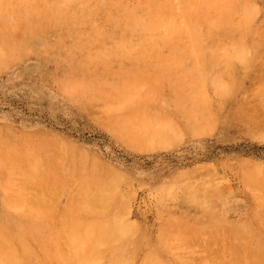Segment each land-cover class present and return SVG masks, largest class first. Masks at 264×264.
<instances>
[{
	"label": "rangeland",
	"instance_id": "obj_1",
	"mask_svg": "<svg viewBox=\"0 0 264 264\" xmlns=\"http://www.w3.org/2000/svg\"><path fill=\"white\" fill-rule=\"evenodd\" d=\"M1 1L2 0H0V2ZM8 1L9 0H4L0 3V55L3 56L2 54L5 53L4 57L6 58H1L0 56V58L2 59V63L4 64L3 65L0 61V63L3 65L2 66L0 64V139H2L1 142L4 140L3 143H0V150L3 151V149L8 146V149L6 148V150L9 152V156L11 155L10 157H12V155L13 157H15L14 155L17 154L15 151H20L21 155L22 153H26L27 156L24 155V158H26L25 161L23 160V156L20 155V158V156L18 157V155H16V158H13V162L14 164L15 162L16 164L25 162L28 169L31 168V165L34 164L33 161L35 158V160H37L44 155V157L40 159L41 161H37V166H33V169H31L33 171L36 170L38 173V170L42 168L39 171L42 170V172L45 173L44 175L47 176L46 178L48 180L50 179V182L48 183L47 179L46 182L44 181L45 178L43 176V173L41 172V175L43 176V179L42 176L41 179L44 181L42 183H45L46 185L48 184L49 188L48 186L45 187L43 185H40L42 184L40 183L42 180L40 181V178H38L40 181L39 182L38 179L36 180V178L34 179L33 177L34 175L35 177H39L40 175L33 173V171L28 172L29 170L27 171L26 167L23 166V164H21L23 168H20L19 164L17 167H19L20 169H16L17 167L15 164L14 166L16 168L12 167L11 170L12 172H15L14 169H16V171L18 172H16L17 174L13 173L15 174L16 179L20 178V175L27 171V173L25 172L26 174H24V177L22 176L23 181L28 182L27 178L30 177V182L28 183H34V186L33 184L31 185L34 188L36 187L35 189L37 191L40 188L39 186H41V193L40 191H38L40 193L38 194L35 189H30L33 187L26 182L28 185L26 183L22 185L23 193L21 194L19 191H22V189H20L19 184L22 183H18V181L14 178V175L11 176L12 172H10L11 174L8 173L7 170H9V168L6 170V162L8 163L9 159L11 160V158H9V156L7 157V155H4L7 153L5 152L6 150L2 152V154H4L0 156L2 158L0 160L2 161L4 157L6 162L5 160H3L2 162L0 161L2 163V165L0 164V172L5 169L6 171L4 170L3 172H7L9 174L7 175L10 177L6 176V174L2 172L5 175V180H7L5 181L3 180V178V181H1L0 179V186L2 185L0 187V264L6 263V259V261H3L4 257L7 258V256H10L12 254L14 256L13 258H17V256H21L19 255L20 253L22 254L20 259L23 258L25 260L23 264H40L41 262V264H44V261L48 262L49 264H54L56 263L55 260L57 259L58 264H69L70 262H73L72 260L74 256L75 258L79 257L80 254L78 251L85 249L82 248V245L84 244L86 245V247L89 246L88 249H86L87 251L89 250V255L88 253H85L86 250H83V252L81 251L82 255L80 256V258H74L76 260L75 262L78 261V264H84L85 261V264H90V262L91 264H94V262L95 264H122L123 261L120 262V260L124 258V255L126 259L127 256H129L128 253L130 252L132 253L131 260L134 262H130V264H197V261L198 263L200 262L199 259H201V257L204 258V256H206V251H208L207 245H209L208 243H210V245L212 243L211 246H208L210 247V252L208 251L209 255L214 251L216 253H220H215V255L211 254L213 257L210 255V258L206 256L207 258L205 257L204 259H201V264H213L214 262L220 263L221 259L223 261V264H227L225 263L227 261L228 264H233L234 260L232 258L236 256V254L230 248V246L232 245H234L232 246V248L239 247V249L236 248L238 249L237 252L239 253V255L237 254L236 256L238 257V259L241 258L240 256H244H242V260L237 259L239 264H246L247 261L248 264H250L249 262L252 263V260L256 262L257 259L255 258H260V256H263L261 257V259L263 260L262 262L258 260L256 264H259V261L263 264L264 190H260L262 189V187L260 186L264 187V181H262L264 180V106L260 103H264L262 101L264 99V0H251V2L250 0H42L43 4L40 0H37V2L40 1L39 3H41V5L39 4L34 6L33 3V13L24 11L27 7L22 8L21 6H19V3L22 2V4H25L27 0L24 1L25 3L23 2V0H19L20 2L17 0L18 6L17 4H15L14 7L12 4L14 3L13 0H10L9 2ZM11 1L12 3L9 4ZM27 3L25 4V6L27 5ZM30 4L28 5L31 8L30 12H32L33 7L30 6ZM52 5H55L54 11H52ZM16 6L19 7V9L21 8L22 12H20L21 9L17 10L18 8H16ZM90 6L91 8L89 9L88 7ZM250 6H252L254 10ZM59 7L63 9L59 10ZM244 7L247 9H244ZM70 8L72 9V11ZM85 8H87L88 11ZM249 8L253 10H249L252 12L253 17L248 16L251 15L249 11H247ZM43 9L47 10L50 14L46 15L47 11H45L46 14L45 12L42 13L41 11ZM92 9L93 11H91ZM94 9L96 10L95 12ZM55 10L57 13L55 12ZM64 11H66V14L64 13ZM27 12L29 16L33 15V19H31V17L29 16H27L26 18ZM83 12H85L86 14H84ZM243 12H246L244 13L245 15H243ZM52 13L53 18L51 17ZM217 16L218 19L216 18ZM215 18L218 21L217 23L215 21ZM51 19L53 21H51ZM188 19L191 24L193 23L194 25H190V23H188ZM241 19H243L242 22L244 21L243 25L241 23ZM245 19L247 20V22L245 21ZM30 20H33V26L31 23L32 21ZM245 22L247 23V27L244 25L246 24ZM48 23L51 25L50 27ZM28 24L30 25L28 26ZM169 24L171 27L167 26ZM173 24L175 25L173 26ZM198 26L201 28V30ZM185 28L187 29L185 30ZM181 29L183 33L181 32ZM173 30L177 31L174 32ZM199 31H201V33ZM176 32L179 33L176 34ZM213 32H215L216 34ZM168 34H170V36ZM209 34L213 35L211 36ZM183 35H185V39L184 37H182ZM187 35H189L190 39L187 38ZM167 36H169L170 39ZM205 42L207 43L205 44ZM196 43L198 44L199 48L197 47ZM243 43L246 46L241 45ZM174 45L177 46L175 47ZM148 46L150 47V49ZM182 46L184 47V49ZM128 47L130 49L132 47V49L130 50ZM197 48L199 49V51ZM241 48H243V51L244 49L245 51H249H244V55H242L243 51L241 50ZM151 49L153 50L151 51ZM237 49L239 51L241 50V52H239ZM135 50L138 52H136ZM139 51L142 52V54ZM246 53H248V57L246 56ZM234 57H238V62L234 59L232 60V62L234 61V63L236 62V64L227 61ZM243 57H245V59ZM230 64H234V66H232V69L230 68ZM228 65L230 66L228 67ZM230 69L232 72L230 71ZM233 71L235 72L234 74ZM243 71L247 72L244 73ZM139 81L143 86L139 84ZM72 82L73 84L70 85ZM200 83H202V85ZM74 85L75 87L77 86L76 89ZM198 85H201L199 86L200 88H197ZM225 85L227 86V88L225 87ZM135 87L137 88V91L135 90ZM141 88H143L144 90H141ZM132 90L133 92H131ZM134 90L136 92H134ZM129 91L130 93L136 94H131L129 96ZM228 92H230L229 95ZM192 93H195L196 96L199 97L197 98L196 96H194L195 94L192 95ZM127 94L129 96V99L127 98ZM137 94L140 99L139 97H136ZM122 95H124L123 98H125V101L128 102H125V104L123 103V105H121V101L124 100L121 97ZM133 97L135 98L134 103L132 99ZM118 98L120 100H118ZM143 98H147L149 100L147 101L146 99L145 101L148 107H146V104H143ZM136 99H138V101ZM196 99L200 101L197 102ZM150 100H152L151 103ZM192 100L193 104H191ZM119 102L120 104H118ZM111 108L115 109L113 110V113H111L112 111H109L111 110ZM258 111L260 112V114ZM245 112L247 116L244 115ZM134 114L140 119H136L137 117ZM207 115L211 117V119L207 118ZM164 116L166 119L168 117L169 120H165ZM186 117L188 118L186 119ZM125 118L126 120L123 123V120ZM133 119H135L136 121H134ZM144 120L146 122L150 121V123H153L147 124ZM156 121L158 123H156ZM166 121L168 122L169 127H167ZM138 122L143 123L145 126H142ZM161 122H163L162 124H164V126L161 124ZM169 122H172L175 125H170L171 123ZM124 124L126 125V127ZM177 124L181 128L177 126L176 129ZM191 124L193 125L191 126ZM140 125L142 126V128ZM199 125L203 130L205 127L207 128H205V131H201L202 129H200ZM128 126H132V128L130 127L131 130H129ZM134 126L138 131L142 129L140 130L141 132L135 131V129H133ZM156 126H159L161 129L158 127L156 128ZM143 127H145L146 132ZM147 127L150 129H148ZM153 128H156V130ZM195 128L200 129L199 131L201 132L198 133V129ZM165 129L167 132H165ZM128 131H130L129 134ZM154 131L156 132V135L152 134L154 133ZM157 131L159 132V134ZM181 132L183 133L181 134ZM28 134H30L29 137ZM135 134L139 135L138 137L141 136L142 138H138ZM160 134L162 135V138H160ZM11 135L16 136L17 139H14L15 137L13 138V136ZM164 136H166L167 138ZM30 137L32 139L31 143L33 142V147L31 146V148H33V153L38 152V154L40 155L39 156L38 154H31L32 156L37 155L35 156V158L31 157L29 154L31 152V149H29L30 143H28V141L30 142L31 140ZM136 138L139 140H137ZM143 138H146V140H143ZM148 138L150 139L148 140ZM34 139L36 140V142L34 141ZM141 140L143 143L145 141L149 142V146L146 142L143 144ZM151 140L155 141H152L151 144ZM169 140L171 141L170 147L169 142L167 145H164ZM5 142L8 143L7 146ZM10 142L16 143L15 145H17V147L13 146V143ZM137 144L139 147L137 146ZM144 145L146 147H144ZM11 146H13L14 148H9ZM36 147L37 149H35ZM43 147L45 148L43 149ZM63 150L64 152L62 154L57 153V156L56 154H54L55 152H62ZM75 152L77 154V159L74 158ZM64 153L67 155L66 158H64L66 156H64ZM53 155L58 158H54ZM59 155L64 157L60 156V159ZM27 157L30 159H28ZM49 157H51V160ZM69 157L70 159H68ZM17 158L20 159L19 163ZM62 158H64L65 160ZM59 159L62 162L59 163ZM57 162L59 164L62 163L63 167ZM75 162H77L76 164L78 166H76L79 170L75 167ZM95 162H99L98 164L102 163V165L107 164V168L109 169H106L105 165L103 167L106 170L104 169L105 172H103L101 170L103 168L102 165H100L101 168L98 167V164L97 167H95ZM53 163H56L59 169L57 168V165ZM10 166L8 165V167ZM70 166L74 168L72 169ZM37 167H39L38 170ZM86 167H88V169ZM110 167L112 168L111 170ZM53 168L58 171L55 172ZM97 168H99L102 173H99L100 171L97 170ZM113 168H116V173ZM19 171L22 173H19ZM82 171H86V173L88 172V179L85 178L86 175L84 174V176V172ZM91 172H95L96 174L94 173L92 176L89 174ZM247 172H249L250 174L248 173L249 175H247ZM58 173L60 175V178ZM61 173L63 177L61 176ZM98 174H100L99 177H94V175ZM117 174L123 175L120 178ZM28 175L30 176L28 177ZM254 176H257L256 178L259 181L261 180L262 183L260 182V186H258L259 181L257 179H255V182H253L255 178ZM107 177L108 179L112 178L111 181H108ZM53 178H59L58 181L56 179L57 182L55 181V179L53 180L56 182V184L59 182L62 185L63 183L62 188L59 189V192L62 189V193L57 192V188L53 186V183H55L51 180ZM98 178L100 181L105 180V183L103 182L104 184H106L108 181L107 186H105V190L107 188V191L104 190V184L103 187L102 184H100L101 186L99 185V183L102 182H100ZM9 179H12V182L9 181ZM79 179L83 180L81 181ZM247 179L251 181H248ZM91 180H93L94 182V188L92 190L90 189L92 187H90L89 189L91 190V193H87L88 195L91 194V196L93 193L94 199L91 197L93 201L91 198H88L90 196H85L87 195L86 188L89 185L91 186V182L90 184H88ZM94 180L96 181V183L99 182L97 186L95 185L96 183ZM117 180L119 181V183H121L119 184ZM14 181H17L18 185ZM35 181L37 183H35ZM80 181L84 183L81 184ZM78 182L81 185H84L86 182H88L85 185V187H87L85 189L83 188V191L82 187H76V190H74L79 192V189H81L82 192L80 191V193H82V197H85V199L83 200V197L82 200L86 202L83 203L86 204V208L88 206L89 210H91L92 207L96 208L94 211V208L91 210V212L88 209V211L86 209H80L81 206L83 207V204H81L82 200L80 199L81 195L78 192L75 193L73 190L75 184H77L76 186L80 185L78 184ZM113 184H115V186H113ZM50 185L54 187V192L52 191V187L50 188ZM58 185L59 184H57V187H61ZM98 185L99 187H102L103 190H100V193L96 191L98 192L96 194H99L96 197V194H94V190L100 189H97ZM16 187L18 188V190ZM25 187L26 189H24ZM44 187L49 190L52 189V193H50L49 190H45ZM111 187H113L114 189L118 187V194H116V191ZM5 188H7V190H5ZM27 189H30V192L31 190L34 192H32L33 194H31V197L35 199V201L31 199L32 205H34L33 203L37 204V200L39 202L41 201V204L42 202L45 203V199L47 198L46 196L49 195V193L52 194V196L49 195V197L51 196V200L54 198L58 199L56 205L60 206L57 207L58 210H60L58 211L59 216H57V209H55L56 202L54 203L52 201V203L54 204L52 205V207L54 206L55 208L49 207V204L51 203L49 197L47 199L49 200V203L43 204L44 206L46 205V208L50 210L45 211L46 208L41 207L40 203V208L38 205L33 206L35 208H38L36 209V211L34 210V208H32V206L30 207L31 203L27 204L28 202H25V199L31 202L30 199H27L28 197L30 198V193H27L25 191ZM55 189L56 192L60 195H56ZM8 190L10 192H7ZM12 190H14V192L16 191L17 194ZM44 190L49 193H45ZM110 191L114 192L111 193ZM43 192L47 195L44 196L45 194ZM53 193H55L54 196ZM104 193L106 195H103ZM34 194H38L39 198L37 197L36 199V196ZM71 194L72 197L73 195L78 196H74V198H77L80 203L78 205L80 206H73L76 203L71 201ZM194 194H196L197 196ZM259 194L263 198L259 197ZM105 196L108 197L105 198L106 201H103L102 199L104 198L102 197ZM110 196H112V199H110ZM113 196H115V198ZM166 197H169V199H167ZM257 197L260 200H258ZM40 198H42V200ZM96 200H98V202H96ZM257 200L260 202H258ZM8 201L11 203H8ZM21 201L22 204L26 203L27 207H25L26 205L22 206ZM125 201L129 204H127ZM66 203H68V206L72 203L75 204H72L68 207ZM99 203H102V205L105 206L108 205L106 206L108 208H105V206L100 207L101 204L99 205ZM16 205L19 209H17ZM78 207L79 209L76 210V208ZM97 207H100V211L102 212H100L99 208L97 209ZM117 207L122 209L118 210ZM41 208L43 209L41 210ZM72 208H75L74 211H71ZM102 208L104 209L102 210ZM123 208L125 210H123ZM52 209L56 210L55 213ZM30 210L33 211L30 213ZM121 210L123 211L118 212ZM126 210H128V212ZM27 211L28 213L25 214V212ZM107 211L110 212L108 213ZM40 212L41 217L39 215ZM47 212L49 215H46ZM51 212H53L54 214ZM60 212L64 214V221H67L68 224L67 222L63 221V219L61 218L62 214L60 216ZM92 212H95L96 215L94 213L92 214ZM115 212H117V216L119 215L118 217H116V215L114 216ZM126 212L128 213V215H126L128 219H124L122 217L121 218L123 220L117 219L120 217V215L126 214ZM82 213V216H84V218L86 217L85 219L83 217H80ZM214 213L218 215H215ZM70 214L73 215L72 218ZM75 215H77V217L79 215L78 219H80L79 221L82 224H80L81 226H79V224L78 226H75L74 224L75 227H73V223H76V225L77 223H79L77 221L75 222V219L78 220ZM49 216L51 217L50 219H48ZM56 216L59 220L56 218ZM52 218L53 220L56 218L58 222L61 221L62 223L60 222L59 225H56L58 224L57 221L54 222ZM209 218H213V222L209 221ZM40 220H43L44 223ZM88 220H92L93 223ZM116 220L119 221L118 224L117 222H115ZM182 220H184L185 222ZM127 221L130 222L128 223ZM202 221L207 223V228L202 224ZM215 221L220 223V225H218ZM115 223L117 227L115 226ZM209 223H211V225L214 227L216 224L218 228L215 227L214 230H211L214 227H212ZM243 223H246V225H243ZM12 224L15 226H12ZM182 224L183 228L180 227V225ZM190 224H192V228L190 227ZM199 224H202L203 227H205H200L201 225L199 226ZM226 224L227 226H229L224 227V225ZM109 225L111 227H108ZM123 225H126V227H124L125 229L122 227ZM176 225L179 227L176 228ZM237 225L239 228L237 227ZM67 226V230H70L69 233L64 229L67 228ZM162 226L166 228H162ZM231 226L232 228L233 226H235L233 230ZM70 227H73V232H71L72 228ZM77 227H79L81 230H79V228L78 230H75V228ZM89 227H91L92 230ZM130 227L135 228L136 230L134 229V231H132L133 229H131ZM186 227H190V230ZM86 228H89L90 230H87ZM99 228L103 229L99 231ZM112 228L113 233H111ZM115 228H118V230L120 229L119 231H121L120 233L123 236L120 237L121 240H119L120 238L118 239V242L117 240H115V238L113 241L109 240L110 237V239H113L112 234L113 236L114 233L118 234L119 231L116 229L118 231L117 232ZM170 228L172 230H170ZM174 228L176 229L174 230ZM196 228L206 229L203 230L202 234V231ZM225 228L228 232H226ZM240 228L243 229L240 233H242L244 236L238 233L240 231ZM17 229H20L22 232L20 230L17 231ZM60 229L64 232H61V236L59 235ZM126 229H129V232L132 231L133 233H128ZM178 229L180 231L181 229L184 230L180 232ZM185 229H188L189 231L192 230V234L186 232ZM207 229L209 231H213V233L210 232L211 235H215H212V237L210 233L208 234L210 236V239L212 237L211 240L208 239L209 237H206L208 236L207 232H209ZM137 230L138 232L136 233L135 231ZM165 230H167L168 232H165ZM196 230L197 232L200 231L201 233H195ZM236 230H238V234H236ZM244 230L245 233H243ZM76 231L78 233H76ZM98 231L101 234H98ZM193 231L195 235H193ZM92 232H96L95 235ZM182 232H184V234ZM74 233L78 235L75 237ZM89 233L90 235H88ZM91 233L94 235L93 237ZM127 233L128 236H126ZM171 233H173L174 236H170ZM175 233L177 234L175 235ZM257 233L260 235H258ZM50 234L52 235L49 236ZM63 234L65 235V237L63 236ZM104 234L107 235L104 236ZM109 234L110 236H108ZM117 234L116 236L118 238V235L121 234ZM69 235H71L70 238L68 237ZM191 235H193V238L191 237ZM197 235H200L198 240ZM230 235L233 237H231ZM237 236H240L238 237L240 240L236 238ZM246 236L249 237L246 238ZM78 237L80 239H78ZM90 237H92L93 239H97L94 240V242L92 241L93 239L90 240ZM105 237L107 238L106 242L109 240L112 241V243L107 242V244H105ZM171 237L175 239L172 240ZM178 237L180 240L178 239ZM216 237L218 240L216 239ZM182 238L185 240H188L189 238H191V240L193 239L192 241H190L193 243H191L192 245L189 244L191 246H188V249L186 248L188 243L185 244L184 242L186 241H184ZM254 238L256 241L254 240ZM72 239H74V242H77L78 254L73 250L76 249V243L72 242ZM85 239L87 240L85 241ZM167 240H169V242ZM206 240H208L209 242H206ZM197 241H199V243L202 241L201 243L203 244V246L206 245L205 249L202 245H199V243L197 244ZM226 241L228 243H226ZM237 241L240 242L237 243ZM60 242L62 243V246H64L63 249L66 248V257L64 254L65 250H59V247H61ZM82 242L84 244H81ZM97 242L99 243L98 247ZM218 242H221V244ZM3 243L7 245L6 248L3 247ZM168 243L170 244V246ZM194 243L196 244L193 245ZM229 243L231 244L229 245ZM234 243H237L242 247H244L243 243H246L244 247L245 249L240 246H236L237 244L235 245ZM15 244H17L19 248L16 247L17 245ZM94 244L97 247L96 249L99 248V251L94 249ZM217 245L222 247L218 248ZM50 246L51 248H53L54 246L55 247L51 249ZM101 246H103V248ZM23 247L27 248H25L24 250ZM170 247H173L172 249L174 250L170 249ZM254 247L258 250H255ZM48 248H50L51 251L47 250ZM92 248L94 249V251H92ZM217 248L219 251H216ZM1 249L3 252L1 251ZM5 249L8 251H5L6 255L2 254L4 253ZM17 249L20 250L19 254H17L19 251ZM199 249H204L206 251H202ZM251 249L253 250V252H250ZM106 250L107 254L105 255ZM131 250L135 253L134 255ZM9 251L13 253H10ZM71 251H73V257L70 258V261L69 256L72 254ZM240 251L242 252V255H240ZM97 252L100 253L96 254ZM256 252L257 254H263L258 256ZM8 253L10 254L7 255ZM14 253H16L17 256ZM248 253L253 254H250L251 257L249 256L250 259H252L251 261H249V257H247L249 255ZM36 254L37 256H35ZM91 254H94L92 256H103H99L100 258H93ZM62 255L66 258V260L68 259V261L70 262L67 261L66 263L65 258H62ZM216 255L218 256L217 258ZM39 256H41L43 259ZM81 257L83 259H81ZM196 257L198 260L196 259ZM16 258L12 259L10 257V260H12L14 264H22V262L17 261ZM90 258H92L93 260H90ZM211 258H214V262L213 260H211ZM230 258L233 261H231ZM125 259L123 264H126ZM165 259L166 261H164ZM209 259L210 261H208ZM52 260H54L55 262ZM59 260L61 261V263ZM80 260L83 262H81ZM115 260L117 262H115ZM127 260L128 259H126V261ZM131 260L129 258V261ZM187 260L189 262H191L192 260L195 261L188 263ZM12 261L10 262V264L12 263ZM14 261L17 263H15ZM240 261L242 263H240ZM46 262L45 264H47ZM8 263L9 261H7L6 264Z\"/></svg>",
	"mask_w": 264,
	"mask_h": 264
},
{
	"label": "bare ground",
	"instance_id": "obj_2",
	"mask_svg": "<svg viewBox=\"0 0 264 264\" xmlns=\"http://www.w3.org/2000/svg\"><path fill=\"white\" fill-rule=\"evenodd\" d=\"M2 1H4V0H2ZM2 1H1V2H2ZM9 1H10V0H9ZM9 1H8V2H9ZM18 1H19V0H18ZM24 1H25V0H23V2H24ZM27 1H28V3H27ZM27 1H26V3H27L26 6H25V4H26L25 2H24L25 4H22V2L19 3V2H20V1H19V2H18V3H19V6H21L22 8H23V7H24V8H26V7L28 8V7H29L28 4H30V3H32V4H30V6H32L33 3H34V6H35V5H39V4L41 5V3L43 4L42 0H40L41 3H39L40 1L37 2V0H27ZM252 1H253V0H252ZM1 2H0V3H1ZM13 2H14V3H12V1H11L9 4L12 3V4H13V7H14L15 4H17V0H16V1L13 0ZM29 2H30V3H29ZM36 2H37V3H36ZM250 2H251V0H250ZM21 4H22V5H21ZM59 4H60V3H59ZM94 5H95V4H94ZM96 5H97V4H96ZM246 5H247V4H246ZM17 6H18V4H17ZM17 6H16V8H18L17 10H20L21 8L19 9V7H17ZM34 6H32V7H33V11H32V12H30V10H31L30 7H29L30 9H29V8H28V9L26 8L24 11H29V13H33V12H34ZM71 6H72V5H71ZM1 7H2V4H1ZM52 7H53V10H52V11H54V7H55V5H52ZM56 7H57V6H56ZM65 7H66V5H65ZM250 7H252V6H250ZM79 8H80V7H79ZM88 8L90 9L91 6L88 7ZM94 8H95V7H94ZM14 9H15V8H14ZM44 9H46V8H44ZM44 9L41 11L42 13H44L45 11H47V10H48V7H47V10H44ZM60 9H63V8H60V7H59V10H60ZM70 9H71V8H70ZM73 9H74V8H73ZM85 9H87V8H85ZM85 9H84V11H85ZM95 9H96V8H95ZM95 9H94V12L96 11ZM244 9H247V8L244 7ZM244 9H243V10H244ZM252 9H253V7H252ZM249 10H251V8H249L247 11H249ZM253 10H254V9H253ZM253 10H251V11H253ZM71 11H72V9H71ZM87 11H88V9H87ZM91 11H93V9H92ZM241 11H242V10H241ZM251 11H249V13L251 14V15H248L249 17L252 16V12H251ZM20 12H22V9L20 10ZM55 12H56V10H55ZM62 12H63V11H62ZM65 12H66V11H64V13H65ZM89 12H90V11H89ZM38 13H39V12H38ZM56 13H57V12H56ZM58 13H59V12H58ZM67 13H68V12H67ZM69 13H70V12H69ZM77 13H78V12H77ZM83 13L86 14L85 12H83ZM244 13H246V12H243V15H245ZM27 14H28V12L26 13V18H27V16H29V14H28V15H27ZM40 14H41V13H40ZM45 14H46V12H45ZM48 14H50V13H48V11H47V14H46V15H48ZM65 14H66V13H65ZM70 14H71V13H70ZM24 15H25V14H24ZM30 15H31V14H30ZM56 15H57V14H56ZM61 15H62V13H61ZM52 16H53V13H52L51 17H52ZM63 16H64V15H63ZM24 17H25V16H24ZM29 17H31V19H33V15H32V16H29ZM55 17H56V16H55ZM246 17H247V14H246ZM246 17H245V18H246ZM252 17H253V16H252ZM52 18H53V17H52ZM62 18H63V17H62ZM210 18H211V17H210ZM216 18L218 19V16H217ZM216 18H215V19H216ZM241 18H242V17H241ZM28 19H29V18H28ZM55 19H56V18H55ZM55 19H54V20H55ZM173 19H174V18H173ZM190 19H191V18H190ZM217 19L215 20L216 23L218 22ZM47 20H48V19H47ZM211 20H212V19H211ZM221 20H222V19H221ZM242 20H243V19H241V23H242V25H243V22H244V21L242 22ZM30 21H32L31 23H32V26H33V24H34V23H33V20H30ZM51 21H53V20L51 19ZM59 21H60V20H59ZM172 21H173V20H172ZM188 21H189V19H188ZM191 21H192V20H191ZM213 21H214V20H213ZM245 21L247 22L246 19H245ZM248 21H250V20H248ZM174 22H175V21H174ZM223 22H224V21H223ZM246 22H245V23H246ZM29 23H30V22H29ZM175 23H176V22H175ZM188 23H190V25L193 24V23L191 24L190 21H189ZM170 24H171V23H170ZM170 24L167 25V26H170ZM221 24H222V23H221ZM29 25H30V24H28V26H29ZM46 25H47V24H46ZM48 25H49V27L51 26L49 23H48ZM174 25H175V24H173V26H174ZM176 25H177V24H176ZM181 25H182V24H181ZM193 25H194V24H193ZM244 25L246 26L247 23L244 24ZM183 26H185V25H183ZM218 26H219V25H218ZM220 26H221V25H220ZM170 27H171V26H170ZM198 27H199V26H198ZM221 27H222V26H221ZM221 27H220V28H221ZM240 27H241V26H240ZM246 27H247V26H246ZM246 27H245V28H246ZM47 28H48V27H47ZM176 28H177V26H176ZM176 28H175V29H176ZM179 28H180V27H179ZM194 28H195V27H194ZM199 28H200V27H199ZM167 29H168V27H167ZM182 29H183V27H182ZM182 29H181V32L183 33L184 29H183V31H182ZM186 29H187V28H185V30H186ZM192 29H193V28H192ZM218 29H219V28H218ZM47 30H48V29H47ZM171 30H172V29H171ZM200 30H201V28H200ZM214 30H215V29H214ZM168 31H169V30H168ZM173 31H174V30H173ZM175 31H177V30H175ZM175 31H174V32H175ZM178 31H179V30H178ZM217 31H218V30H217ZM222 31H223V30H222ZM225 31H226V30H225ZM199 32L201 33V31H199ZM210 32H211V31H210ZM178 33H179V32H176V34H178ZM193 33H194V31H193ZM213 33H215V32H213ZM224 33H225V32H224ZM226 33H227V32H226ZM170 34H171V33H170ZM170 34H168V35L170 36ZM191 34H192V32H191ZM215 34H216V33H215ZM173 35H174V33H173ZM173 35H172V36H173ZM198 35H200V34H198ZM198 35H196V36H198ZM209 35H211V34H209ZM212 35H213V34H212ZM212 35H211V36H212ZM233 35H234V34H233ZM169 36H167V37L170 39ZM184 36H185V35H183L182 37H184ZM190 36H191V35H190ZM215 36H216V35H215ZM167 37H166V38H167ZM200 37H201V36H200ZM176 38H177V37H176ZM176 38H175V39H176ZM187 38L190 39L189 35H187ZM213 38H214V37H213ZM217 38H218V37H217ZM236 38H237V37H236ZM179 39H180V38H179ZM182 39H183V38H182ZM184 39H185V37H184ZM225 39H226V37H225ZM238 39H239V38H238ZM229 40H230V39H229ZM234 40H235V39H234ZM182 41H183V40H182ZM182 41H181V42H182ZM181 42H180V43H181ZM237 42H238V41H237ZM206 43H207V42H205V44H206ZM240 43H241V42H240ZM244 43H245V42H244ZM244 43L241 44V45H244ZM124 44H125V42H124ZM124 44H122V45H124ZM152 44H153V43H152ZM196 44H197V43H196ZM146 45H147V44H146ZM226 45H228V44H226ZM231 45H232V44H231ZM231 45H230V46H231ZM174 46H175V45H174ZM176 46H177V45H176ZM176 46H175V47H176ZM188 46H189V45H188ZM234 46H235V45H234ZM244 46H246V45H244ZM244 46H243V48H244ZM0 47H1V46H0ZM124 47H125V46H124ZM148 47H149V46H148ZM178 47H179V46H178ZM182 47H183V46H182ZM197 47H198V44H197ZM203 47H204V46H203ZM120 48H121V47H120ZM128 48H129V47H128ZM143 48H144V47H143ZM191 48H192V47H191ZM198 48H199V47H198ZM198 48H197V49H198ZM201 48H202V47H201ZM243 48H241L242 51H243ZM129 49H130V48H129ZM131 49H132V47H131ZM131 49H130V50H131ZM149 49H150V47H149ZM155 49H156V48H155ZM183 49H184V47H183ZM185 49H186V48H185ZM203 49H204V48H203ZM246 49H247V48H246ZM123 50H124V49H123ZM133 50H134V49H133ZM152 50H153V49H151V51H152ZM176 50H177V49H176ZM191 50H193V49H191ZM191 50H190V51H191ZM237 50H238V49H237ZM241 50H240V51L238 50V51L241 52ZM2 51H3V50H2ZM99 51H100V50H99ZM101 51H102V50H101ZM103 51H104V50H103ZM108 51H109V50H108ZM115 51H116V50H115ZM127 51H128V50H127ZM135 51H136V50H135ZM145 51H146V50H145ZM179 51H180V50H179ZM182 51H183V50H182ZM198 51H199V49H198ZM244 51H245V49H244ZM244 51H243V54H242V55H244ZM246 51H249V50H246ZM246 51H245V52H246ZM0 52H1V51H0ZM5 52H6V51H5ZM136 52H138V51H136ZM139 52H140V51H139ZM177 52H178V51H177ZM192 52H193V51H192ZM235 52H236V51H235ZM3 53H4V52H3ZM102 53H103V52H102ZM121 53H122V51H121ZM126 53H127V52H126ZM140 53L142 54V52H140ZM143 53H144V52H143ZM248 53H249V52H248ZM248 53H246V56L248 55ZM4 54H5V53H4ZM4 54H2L3 56L0 55L1 58L4 57ZM108 54H109V53H108ZM123 54H124V53H123ZM137 54H138V53H137ZM151 54H152V53H151ZM235 54H236V53H235ZM103 55H104V54H103ZM224 55H225V54H224ZM236 55H237V54H236ZM239 55H240V54H239ZM227 56H228V55H227ZM240 56H241V55H240ZM230 57H231V56H230ZM238 57H239V56H238ZM238 57H237V58H238ZM247 57H248V56H247ZM1 58H0V59H1ZM4 58H5V57H4ZM235 58H236V57H234V58H232V59H229V60H227V61H229L230 63L232 62L233 59H234L235 61H237V58H236V59H235ZM243 58L245 59V57H243ZM5 59H6V58H5ZM7 59H8V57H7ZM3 60H4V59H3ZM0 61H1V63H2V59H1ZM8 61H9V60H8ZM174 61H176V60H174ZM240 61H241V59H240ZM245 61H246V60H245ZM245 61H244V62H245ZM193 62H194V61H193ZM237 62H238V61H237ZM1 63H0V64H1ZM232 63H234V61H233ZM2 64H3V63H2ZM2 64H1V65H2ZM6 64H7V62H6ZM196 64H197V63H196ZM196 64H195V65H196ZM234 64H236V62H235ZM234 64H233V65L230 64L231 66L228 65V67L230 66V68L232 69V66H234ZM239 64H240V63H239ZM3 65H4V64H3ZM3 65H2V66H3ZM226 66H227V65H226ZM0 68H1V66H0ZM224 68H225V67H224ZM231 69H230V71H231ZM244 71H245V70H244ZM244 71H243V72H244ZM228 72H229V70H228ZM231 72H232V71H231ZM246 72H247V71H246ZM246 72H244V73H246ZM234 73H235V72L233 71V74H234ZM227 74H228V73H227ZM230 74H231V73H230ZM230 74H229V76H230ZM157 76H158V75H157ZM234 78H235V77H234ZM194 79H195V78H194ZM64 80H65V79H64ZM73 80H74V79H73ZM68 81H69V80H68ZM136 81H137V80H136ZM221 81H222V80H221ZM74 82H75V81H74ZM139 82H140V81H139ZM139 82H138V83H139ZM193 82H194V81H193ZM196 82H197V81H196ZM199 82H200V81H199ZM66 83H67V82H66ZM68 83H69V82H68ZM132 83H133V82H132ZM205 83H206V82H205ZM219 83H220V82H219ZM72 84H73V82H72L70 85H72ZM136 84H137V83H136ZM139 84H141V82H140ZM200 84L202 85V83H200ZM206 84H207V83H206ZM212 84H213V83H212ZM217 84H218V83H217ZM226 84H227V83H226ZM75 85H76V84H75ZM75 85H74V87H75ZM128 85H129V84H128ZM128 85H127V86H128ZM130 85H131V84H130ZM201 85H198L197 88H200L199 86H201ZM215 85H216V84H215ZM215 85H214V86H215ZM222 85H224V84H222ZM231 85H232V84H231ZM68 86H69V85H68ZM127 86H126V87H127ZM131 86H132V85H131ZM135 86H137V85H135ZM141 86H143V85L141 84ZM194 86H195V85H194ZM236 86H237V85H236ZM76 87H77V86H76ZM76 87H75V89H76ZM132 87H133V86H132ZM138 87H139V85H138ZM215 87H216V86H215ZM223 87H224V86H223ZM225 87L227 88L226 85H225ZM229 87H230V86H229ZM233 87H234V86H233ZM135 88H136V87H135ZM78 89H80V88H78ZM131 89H133V88H131ZM139 89H140V88H139ZM221 89H222V88H221ZM224 89H225V88H224ZM232 89H233V88H232ZM232 89H231V90H232ZM69 90H70V89H69ZM135 90L137 91V88H136ZM135 90H134V92H136ZM141 90H144V89L141 88ZM226 90H227V89H226ZM73 91H74V89H73ZM263 91H264V90H263ZM131 92H133V90H132ZM138 92H139V91H138ZM224 92H225V91H224ZM126 93H127V91H126ZM129 93H130V91H129ZM129 93H128V94H129ZM139 93H140V92H139ZM139 93H138V94H139ZM122 94H123V93H122ZM128 94H127V98H128L131 94H136V93H130L129 96H128ZM138 94H137V96H136L137 98L139 97ZM193 94H195V93H192V95H193ZM229 94H230V92H228V95H229ZM198 95H199V94H198ZM123 96H124V95H122L121 97L123 98ZM125 96H126V95H125ZM134 96H135V95H134ZM142 96H143V95H142ZM142 96H141V97H142ZM194 96H196V94H195ZM224 96H225V95H224ZM117 97H118V96H117ZM131 97H132V96H131ZM196 97H197V96H196ZM198 97H199V96H198ZM198 97H197V98H198ZM226 97H227V96H226ZM261 97H262V96H261ZM122 98H121V99H122ZM123 99H124V100L121 101V102H122L121 105H123V103L125 104V102H127V101H125V98H123ZM128 99H129V98H128ZM132 99H133V103H134V99H135V98L133 97ZM132 99H130V100H132ZM139 99H140V97H139ZM143 99H144V103H143V104L145 105V104H146L145 101H146L147 98H146V99L143 98ZM149 99H150V98H149ZM110 100H111V99H110ZM110 100H109V101H110ZM118 100H120V99L118 98ZM136 100L138 101V99H136ZM190 100H191V99H190ZM196 100H197V99H196ZM137 101H136V102H137ZM147 101H149V100L147 99ZM151 101H152V100H150V103H151ZM199 101H200V100H199ZM199 101L197 100V102H199ZM262 101L264 102V99H263ZM130 102H131V101H130ZM136 102H135V103H136ZM182 102H183V101H182ZM192 102H193V100L191 101V104H193ZM197 102H196V103H197ZM127 103H128V102H127ZM137 103H138V102H137ZM147 103H148V102H147ZM118 104H120V102H119ZM118 104H116V105H118ZM260 104H263V106H264V103H260ZM107 105H108V104H107ZM116 105H115V106H116ZM148 105H150V104H148ZM89 106H90V105H89ZM194 106H195V104H194ZM263 106H262V107H263ZM110 107H111V106H110ZM110 107H109V108H110ZM116 107H117V106H116ZM146 107H148L147 104H146ZM259 109H260V108H259ZM113 110H115V109H112V108H111V110H109V111H112L111 113H113ZM205 110H206V109H205ZM205 110H204V111H205ZM210 110H211V109H210ZM236 110H237V109H236ZM109 111H108V112H109ZM211 111H212V110H211ZM239 111H240V109H239ZM245 111H246V110H245ZM247 111H248V110H247ZM263 111H264V110H263ZM248 112H249V111H248ZM258 112H259V111H258ZM126 113H127V112H126ZM191 113H192V112H191ZM208 113H209V112H208ZM135 114H136V113H135ZM135 114H134V115H135ZM189 114H190V113H189ZM212 114H213V113H212ZM259 114H260V112H259ZM190 115H191V114H190ZM244 115L247 116L246 112H245ZM251 115H252V114H251ZM130 116H132V115H130ZM135 116H136V115H135ZM201 116H202V115H201ZM211 116H212V115H211ZM133 117H134V116H133ZM136 117H137V116H136ZM199 117H200V116H199ZM128 118H129V117H128ZM187 118H188V117H186V119H187ZM191 118H192V117H191ZM201 118H202V117H201ZM204 118H205V117H204ZM204 118H203V119H204ZM207 118H210V119H211V117H209L208 115H207ZM212 118H213V116H212ZM131 119H132V117H131ZM136 119H140V118L137 117ZM164 119L167 120L168 117H167V119H166L165 116H164ZM205 119H206V118H205ZM213 119H214V118H213ZM216 119H217V118H216ZM125 120H126V118L123 120V123H124ZM133 120L136 121L135 119H133ZM147 120H148V119H147ZM149 120H150V119H149ZM154 120H155V119H154ZM158 120H159V119H158ZM158 120H157V121H158ZM168 120H169V119H168ZM189 120H190V118H189ZM246 120H247V119H246ZM139 121H140V120H139ZM144 121H145V120H144ZM144 121H143V122H144ZM157 121H156V123H158ZM202 121H204V120H202ZM210 121H211V120H210ZM213 121H214V120H213ZM145 122H146V121H145ZM166 122H167V121H166ZM166 122H164V123H166ZM136 123H137V122H136ZM138 123H139V122H138ZM146 123H147V124H148V123H149V124H152L153 122L150 123V121H149V122H146ZM162 123H163V122H161V124H162ZM169 123H171L170 125L174 124V123H172V122H169ZM192 123H193V122H192ZM212 123H213V122H212ZM214 123H215V122H214ZM125 124H126V123H125ZM125 124H124V125H125ZM139 124H141L142 126L144 125L143 123H139ZM178 124H179V123H178ZM178 124L176 125V129H177ZM228 124H229V123H228ZM128 125H129V124H128ZM130 125H131V124H130ZM141 125H140V126H141ZM162 125L164 126V124H162ZM162 125H161V126H162ZM168 125H169V124H168V122H167V127H169ZM174 125H175V124H174ZM192 125H193V124H191V126H192ZM196 125H198V124H196ZM117 126H119V125H117ZM142 126H141V128H142ZM144 126H145V125H144ZM148 126H150V125H148ZM165 126H166V125H165ZM199 126H200V125H199ZM202 126H205V125H202ZM125 127H126V125H125ZM125 127H124V128H125ZM128 127H129V130H131L130 127L132 128V126H128ZM128 127H127V128H128ZM154 127H155V126H154ZM157 127L160 128L159 126H156V128H157ZM171 127H173V126H171ZM171 127H170V128H171ZM178 127H180V126H178ZM193 127H194V126H193ZM147 128H148V127H147ZM156 128H153V129L156 130ZM180 128H181V127H180ZM191 128H192V127H191ZM205 128H207V127H205ZM205 128H204V130H203L202 127L200 126V129H202L201 131H205ZM116 129H117V127H116ZM119 129H120V128H119ZM133 129H135V131H137V132H141L140 130H142V129H140L139 131L136 130L135 126H134ZM137 129H138V128H137ZM143 129H145V127H143ZM148 129H150V128H148ZM160 129H161V128H160ZM167 129H168V128H167ZM193 129H194V128H193ZM195 129H198V128H195ZM200 129H198V131H199ZM171 130H172V129H171ZM120 131H121V130H120ZM135 131H134V132H135ZM159 131H160V130H159ZM163 131H164V128H163ZM169 131H170V130H169ZM177 131H178V130H177ZM181 131H182V130H181ZM183 131H184V130H183ZM196 131H197V130H196ZM196 131H194V132H196ZM201 131H199L198 133H200ZM129 132H130V131H128V134H129ZM132 132H133V131H132ZM132 132H131V133H132ZM137 132H136V133H137ZM145 132H146V129H145ZM145 132H144V133H145ZM157 132H158V131H157ZM165 132H167L166 129H165ZM172 132H173V131H172ZM194 132H193V133H194ZM123 133H124V131H123ZM144 133H143V134H144ZM155 133H156V132L154 131V133H152V134L156 135ZM182 133H183V132H181V134H182ZM185 133H186V132H185ZM13 134H14V133H13ZM137 134H138V133H137ZM152 134H151V135H152ZM158 134H159V132H158ZM162 134H163V133H162ZM15 135H16V133H15ZM131 135H132V134H131ZM135 135H136V134H135ZM140 135H141V134H140ZM165 135H166V134H165ZM11 136H13V138L15 137L14 139H17L16 136H14V135H11ZM17 136H18V135H17ZM21 136H22V135H21ZM25 136H27V135H25ZM29 136H30V134H28V137H29ZM31 136H32V134H31ZM35 136H36V135H35ZM136 136L138 137L139 135H136ZM136 136H135V137H136ZM147 136H148V134H147ZM147 136H144V137H147ZM152 136H153V135H152ZM152 136H150V137H152ZM157 136H159V135H157ZM169 136H170V135H169ZM182 136H183V135H182ZM124 137H125V136H124ZM164 137H166V136H164ZM175 137H176V136H175ZM133 138H134V137H133ZM138 138L141 139L142 137L140 136V137H138ZM154 138H155V136H154ZM160 138H162V135H161V134H160ZM166 138H167V137H166ZM178 138H179V137H178ZM178 138H177V139H178ZM9 139H10V138H9ZM11 139H12V137H11ZM27 139H28V138H27ZM30 139H31V137H30ZM136 139H137V138H136ZM144 139L146 140V138H143V140H144ZM149 139H150V138H148V140H149ZM152 139H153V138H152ZM168 139H170V138H168ZM168 139H167V140H168ZM179 139H180V138H179ZM181 139H182V138H181ZM1 140H2V139H0V143H3L4 140H3L2 142H1ZM19 140H20V139H19ZM42 140H44V139H42ZM42 140H41V141H42ZM137 140H139V139H137ZM148 140H147V141H148ZM172 140H174V139H172ZM10 141H11V140H10ZM26 141H28V140H26ZM31 141H32V139L30 140V142L28 141V143H30V144H29V145H30V148H29V149H31V150H30L31 152H30L29 154H30L31 157H34V158H35V156H37V155H35V156L33 155V156H32L31 154H38V152H37L38 150L36 151L37 153H33V148H31V146L33 145V144H32L33 142L31 143ZM34 141L36 142L35 139H34ZM38 141H39V140H38ZM125 141H126V140H125ZM127 141H128V140H127ZM152 141H155V140H151V144H152ZM160 141H161V140H160ZM15 142H16V141H15ZM17 142H18V140H17ZM24 142H25V141H24ZM130 142H131V141H130ZM141 142H142V140H141ZM145 142H146V141H145ZM145 142H144V143H145ZM162 142H163V141H162ZM164 142H165V140H164ZM168 142L170 143L171 141H170V140L167 141L166 144H164V145H167ZM5 143H6V142H5ZM10 143H13V142H10ZM42 143H43V142H42ZM44 143H45V142H44ZM49 143H50V142H49ZM142 143H143V142H142ZM144 143H143V144H144ZM146 143H147V145L149 146V144H148L149 142H146ZM7 144H8V143H6V146H7ZM15 144H16V143H13V146H16V147H17V145H15ZM36 144H37V143H36ZM140 144H141V143H140ZM153 144H154V142H153ZM162 144H163V143H162ZM0 145H1V144H0ZM10 145H12V144H10ZM21 145H22V144H21ZM34 145H35V144H34ZM40 145H42V144H40ZM54 145H55V144H54ZM69 145H70V144H69ZM164 145H163V146H164ZM13 146H11V147H9V148H14ZM36 146H37V145H36ZM52 146H53V145H52ZM57 146H58V144H57ZM64 146H65V145H64ZM71 146H72V145H71ZM137 146H138V144H137ZM163 146H162V147H163ZM170 146H171V143L169 144V147H170ZM4 147H5V146H4ZM18 147H20V146H18ZM32 147H33V146H32ZM37 147H38V146H37ZM37 147H36L35 149H37ZM138 147H139V146H138ZM144 147H146V146L144 145ZM150 147H152V146H150ZM153 147H154V146H153ZM155 147H156V146H155ZM164 147H165V146H164ZM167 147H168V146H167ZM0 148H1V146H0ZM6 148L8 149V146H7ZM6 148L3 149V151L0 150V151H1V152H0V153H1L0 156H2V155L4 154V153L2 154V152H4V151L6 150ZM26 148H27V147H26ZM38 148H39V147H38ZM44 148H45V147H43V149H44ZM58 148H59V146H58ZM62 148H63V147H62ZM62 148H61V149H62ZM64 148H65V147H64ZM70 148H71V147H70ZM16 149H17V148H16ZM21 149H22V148H21ZM27 149H28V148H27ZM29 149H28V150H29ZM39 149H40V148H39ZM61 149H60V151H61ZM11 150H12V149H11ZM17 150H18V149H17ZM23 150H24V149H23ZM48 150H49V149H48ZM56 150H57V149H56ZM56 150H55V151H56ZM64 150H65V149H64ZM64 150H63L62 152H55L54 154H56V156H57V155H58L57 153H59V154L61 153V154H62V153L64 152ZM42 151H43V150H42ZM58 151H59V149H58ZM65 151H66V150H65ZM5 152H7L8 154L6 153V154H4V155H7V157H8V156H9V152H8L7 150H6ZM15 152L17 153L16 155H18V157L21 155V154H20V151H19V152H18V151H15ZM22 152H23V151H22ZM25 152H27V151H25ZM34 152H35V151H34ZM69 152H70V151H69ZM18 153H19V154H18ZM49 153H50V152H49ZM65 153H66V152H65ZM65 153H64V156L66 155ZM10 154H11V152H10ZM27 154H28V153H27ZM69 154H70V153H69ZM87 154H88V153H87ZM16 155H14L15 157H13V155H12V157H10V156H11V155H10L9 158H11V160L9 159V162H8V163L6 162V160H5L4 157H3V160H5V162H6V167H7L6 170L9 168V170H7L9 174H11L10 172H12V170H11L12 167H15L14 165L16 164V162H15V164H14V162H13V158H16ZM24 155L27 156L26 153H22L21 156H23V158H24V157H25ZM38 155H39V154H38ZM76 155H77V154H76V152H75L74 158L77 159ZM21 156H20V158H21ZM39 156H40V155H39ZM53 156H54V158L56 157L55 155H53ZM60 156H61V155H59V158H60V159H61V157H64V156H61V157H60ZM28 157H29V156H28ZM28 157H27V158H28ZM42 157H44V155H43ZM42 157H40V158L37 159V160H35V159H36V158H35L34 161L32 160V161L34 162V164L31 165V168H32V169H33V166H35V167L37 166V161H39L40 159H42ZM66 157H67V155H66L64 158H66ZM80 157H81V156H80ZM23 158H22V159H23ZM49 158H50V160H51V157H49ZM56 158H58V157H56ZM64 158H62V159H64ZM83 158H84V157H83ZM89 158H90V157H89ZM0 159H2V158L0 157ZM7 159H8V158H7ZM25 159H26V158H24L23 160L25 161ZM28 159H30V158H28ZM31 159H33V158H31ZM60 159H59V163L62 162V161H60ZM68 159H70V157H69ZM76 159H75V160H76ZM87 159H88V158H87ZM3 160H2V161H3ZM15 160H16V159H15ZM17 160H18V163H19V162H20V159L17 158ZM43 160H44V159H43ZM64 160H65V159H64ZM0 161H1V160H0ZM2 161H1V162H2ZM40 161H41V160H40ZM52 161H54V160H52ZM56 161H57V159H56ZM79 161H81V160H79ZM79 161H78V162H79ZM82 161H83V159H82ZM84 161H85V160H84ZM92 161H93V160H92ZM96 161H97V160H96ZM1 162H0V164L2 165ZM11 162H12L13 165L11 164ZM42 162H43V161H42ZM42 162H41V163H42ZM65 162H66V161H65ZM69 162H70V160H69ZM100 162H101V161H100ZM102 162H103V161H102ZM28 163H29V162H28ZM49 163H50V161H49ZM57 163H58V162H57ZM59 163H58V164H59ZM72 163H73V160H72ZM76 163H77V162H75V167L77 168L78 165H77ZM88 163H89V161H88ZM98 163H99V162H97V163L95 162V167H97V164H98ZM3 164H4V162H3ZM10 164H11V166H10ZM19 164H20V165H19ZM19 164H16V167H17L18 165H19L20 168H21V167L23 168V166H25L26 169H27V171L29 170L28 172H30V171L32 172V171H33L31 168L28 169L27 164H26L25 162H24V163L22 162V163H19ZM21 164H23V166H21ZM35 164H36V165H35ZM42 164H43V163H42ZM53 164L57 165L56 163H53ZM64 164H65V163H64ZM93 164H94V163H93ZM8 165H9L10 167H8ZM29 165H30V164H29ZM49 165H50V164H49ZM59 165H62V163L59 164ZM66 165H67V164H66ZM76 165H77V166H76ZM100 165H102V163H101V164H98V167H99V168H101ZM105 165H106V166H105ZM105 165L103 164L102 167L105 166L106 169H109V168H107V164H105ZM4 166H5V164H4ZM38 166H40V165H38ZM43 166H45V165H43ZM51 166H52V165H51ZM64 166H65V165H64ZM81 166H82V165H81ZM85 166H86V165H85ZM93 166H94V165H93ZM16 167H15V168H16ZM19 167H17L16 169H20ZM25 167H24V168H25ZM41 167H42V166H41ZM54 167H56V166H54ZM62 167H63V165H62ZM70 167H71V166H70ZM83 167H84V166H83ZM95 167H94V168H95ZM108 167H109V166H108ZM260 167H262V166H260ZM38 168H39V167H37V170H38ZM44 168H46V167H44ZM51 168H52V167H51ZM57 168L59 169L58 165H57ZM64 168H65V167H64ZM64 168H63V169H64ZM68 168H69V166H68ZM71 168H72V167H71ZM73 168H74V167H73ZM73 168H72V169H73ZM86 168L88 169V167H86ZM89 168H90V167H89ZM92 168H93V167H92ZM99 168H97V170H99ZM105 168L103 167L101 170H102L103 172H105V170H106ZM13 169H14V168H13ZM16 169H14L15 172H12V175H11V176L14 175V178H15V179H16L15 174L18 173V172L16 171ZM30 169H31V170H30ZM34 169H35V168H34ZM40 169H42V168H40ZM40 169H39V170H40ZM53 169H54V168H53ZM63 169H61V170H63ZM77 169H78V168H77ZM104 169H105V170H104ZM111 169H112V168L110 167V170H111ZM115 169H116V168H113V170H114L115 173H116V170H115ZM260 169H261V168H260ZM4 170H5V169H3V171H4ZM6 170H5V171H6ZM39 170H38V173H37L36 170H35L36 172L33 171V173H36V174L40 175L39 177H35V175H34V176H33L34 179L36 178V180H37L38 178H40V181H41V180L43 179V176H44V178H45L44 181L46 182V179H47L46 177H47V176L44 175L45 173H43L42 170H41V171H39ZM43 170H44V169H43ZM54 170H55V172L58 171V170H56V169H54ZM78 170H79V169H78ZM101 170H99V171H100L99 173H102ZM206 170H208V169H206ZM209 170H210V169H209ZM3 171H2V172H3ZM27 171H25V172L27 173ZM86 171H87V170H86ZM86 171H82V172H84L83 175H84V174L86 175L85 178H87V174H88V172L86 173ZM2 172H0V173H1V174H0V175H1V176H0L1 181L5 180V175L3 174V173H5V172H3V173H2ZM16 172H17V173H16ZM25 172L22 173V172L19 171V173H22L21 175L19 174V175L21 176V177H20L21 179L18 178L21 182H20L18 179H16V180L18 181V183H22V184H19L20 189H22V191H21V190L19 191L21 194L23 193V188H22L23 186H22V185H24V183L27 182V181H23V179H22V178L24 177V174H26ZM39 172H40V174H39ZM41 172L43 173V176L41 175ZM63 172H64V171H63ZM75 172H76V171H75ZM78 172H79V171H78ZM78 172H77V173H78ZM210 172H211V171H210ZM242 172H243V171H242ZM245 172H246V171H245ZM245 172H244V173H245ZM8 173H7V172L5 173L6 176L9 175ZM13 173H15V174H13ZM77 173H76V174H77ZM94 173H95V172H91V173H89V174L93 176ZM113 173H114V172H113ZM120 173H121V172H120ZM200 173H201V172H200ZM248 173H249V172H247V175L250 174V173H249V174H248ZM7 174H8V175H7ZM63 174H64V173H63ZM65 174H66V173H65ZM76 174H75V175H76ZM95 174H96V173H95ZM202 174H203V172H202ZM242 174H243V173H242ZM245 174H246V173H245ZM254 174H255V173H254ZM2 175H3V176H2ZM47 175H48V174H47ZM58 175H59V173H58ZM58 175H57V176H58ZM85 175H84V176H85ZM117 175H118V174H117ZM117 175H116V176H117ZM122 175H123V174H121V175L119 174L118 176L121 178ZM257 175H258V174H257ZM22 176H23V177H22ZM29 176H30V175H28V177H29ZM41 176H42V179H41ZM61 176H62V173H61ZM84 176H83V179H84ZM88 176H89V175H88ZM95 176H96V178H97V176L99 177L100 174H98V175H94V177H95ZM118 176H117V177H118ZM251 176H253V175H251ZM251 176H250V177H251ZM259 176H260V175H259ZM8 177H10V176H8ZM26 177H27V175H26ZM51 177H52V176H51ZM54 177H55V176H54ZM62 177H63V176H62ZM69 177H70V176H69ZM89 177H90V176H89ZM248 177H249V176H248ZM254 177H255V176H254ZM256 177H257V176H256ZM256 177L254 178V181H253V182H255V179H257ZM3 178H4V179H3ZM29 178H30V177H29ZM29 178H27L28 182H30V181H29ZM49 178H50V177H49ZM59 178H60V175H59ZM59 178H56L57 181L59 180ZM71 178H72V177H71ZM71 178H70V179H71ZM96 178H95V179H96ZM251 178H252V177H251ZM259 178H260V177H259ZM2 179H3V180H2ZM24 179H26V178H24ZM54 179H55V178H53V179H51V180L53 181ZM56 179H55V181H56ZM61 179H62V178H61ZM74 179H75V178H74ZM83 179H82V180H83ZM87 179H88V178H87ZM107 179H108V177H107ZM107 179H106V180H107ZM111 179H112V178H111ZM111 179L109 178L108 181H111ZM116 179H117V178H116ZM242 179H243V177H242ZM261 179H263V178H261ZM6 180H7V179H6ZM6 180H5V181H6ZM64 180H65V179H64ZM79 180H81V179H79ZM82 180H81V181H82ZM85 180H86V179H85ZM98 180H99V178H98ZM98 180H97V182H98ZM101 180H102V178H101ZM244 180H245V179H244ZM247 180H248V179H247ZM247 180H246V181H247ZM257 180H258V179H257ZM9 181L12 182V179H9ZM17 181H14V182L17 183ZM33 181H34V180H33ZM38 181H39V179H38ZM40 181H39V182H40ZM44 181L42 180L40 183H42V182H44ZM47 181H48V183H49V182H50V179H49V180L47 179ZM55 181H53V182H55ZM57 181H56V182H57ZM70 181H71V180H70ZM74 181H75V180H74ZM81 181H80V182H81ZM94 181H95V180H94ZM99 181H100V180H99ZM104 181H105V180H104ZM104 181H100V182H102V183H99V182H98L99 185L102 184V187H103V184L105 183ZM108 181H107V183H108ZM117 181H118V180H117ZM248 181H251V180H248ZM258 181H259V180H258ZM258 181H257V182H258ZM262 181H264V180H262ZM28 182H27V183H28ZM39 182H38V185H39ZM56 182L53 183V184H54L53 186H55V188H57V192H59V189L62 188L63 183H62V185H61V183L58 182V183H57V184H59L58 186H61V187H57ZM61 182H62V181H61ZM90 182H91V186H90V185H89L88 187L86 186L87 188L85 187V185H86V183H88V182H86L84 185H81V184H83L84 182H83V183L81 182V184L78 182V184H80V185H79V186H76L77 184H75V187L72 186V187H74L73 190H74V189L76 190V187H82V191H83V188H84V189L86 188V189H87L86 193H87V192L91 193V190H90V189L93 190V188H94V186H93L94 182H93V180H91V181H89L88 184H90ZM103 182H104V183H103ZM260 182H261V180L259 181L258 186H260V185H259ZM0 183H1V182H0ZM18 183H17V185H18ZM27 183H26V184H27ZM35 183H37V182L35 181ZM51 183H52V182H51ZM70 183H71V182H70ZM95 183H96V181H95ZM98 183H96L95 185L97 186ZM107 183L104 184V190H105V186H107ZM118 183H119V181H118ZM120 183H121V182H120ZM120 183H119V184H120ZM248 183H249V182H248ZM261 183H262V182H261ZM4 184H5V183H4ZM26 184H25V186H26ZM28 184H30V183H28ZM28 184H27V185H28ZM31 184H33V186H34V183L31 182ZM31 184H30V186H32ZM55 184H56V185H55ZM72 184H73V183H72ZM246 184H247V182H246ZM251 184H252V183H251ZM8 185H9V184H8ZM13 185H14V183H13ZM17 185H16V186H17ZM35 185H36V184H35ZM40 185H43V186H45V187L48 186V184L46 185L45 183H42V184H40ZM51 185H52V184H51ZM51 185H50V188L52 187L53 190H52V189H51V190L54 192V187L51 186ZM99 185H98V188H97V189H99V188H100V189H99V190H96V189H95V190H94V194H96V193H98V192L100 193V190H101V191L103 190V188H102V187H99ZM261 185H262V184H261ZM263 185H264V183H263ZM1 186H2V185H1ZM1 186H0V187H1ZM3 186H4V185H3ZM10 186H11V185H10ZM33 186H32V187H33ZM68 186H69V185H68ZM83 186H84V187H83ZM100 186H101V185H100ZM108 186H109V184H108ZM113 186H115V184H113ZM39 187L41 188V186H39ZM45 187H44V188H45ZM64 187H65V186H64ZM90 187H92V188H90ZM256 187H257V183H256ZM260 187H262V189H260V190L263 191V190H264V187H263V186H260ZM260 187H259V188H260ZM16 188H17V187H16ZM27 188H30V187H27ZM35 188H36V187H35ZM35 188L33 187V188H30V189H35ZM40 188H39V189L37 188L38 191L41 190ZM44 188H43V189H44ZM48 188H49V186H48ZM89 188H90V189H89ZM101 188H102V189H101ZM109 188H110V187H109ZM111 188H113V187H111ZM116 188H117V190H116ZM116 188H115V189L113 188V189L116 191V194H118L119 188H118V187H116ZM167 188H168V187H167ZM24 189H26V187H25ZM30 189H29V190H28V189L25 190L27 193H30V198L28 197L27 199H30V200L32 199V200L35 201V199H33V197H31V194H33L34 192H33L32 190H31V192H30ZM257 189H258V188H257ZM5 190H7V188H5ZM15 190H16V189H15ZM17 190H18V188H17ZM35 190H36V189H35ZM45 190H49V189H46V188H45ZM45 190H44V192L47 193ZM51 190H49L50 193H52ZM61 190H62V189H61ZM61 190H60V192L62 193ZM75 190H74L75 193L78 192V191H75ZM12 191L14 192V190H12ZM25 191H24V192H25ZM28 191H29V192H28ZM38 191L36 190V192H38ZM80 191H81V189H79V192H78V193H80ZM82 191H81V192H82ZM96 191H98V192H96ZM105 191H107V188H106ZM7 192H10V191L8 190ZM32 192H33V193H32ZM44 192H43V193H44ZM55 192H56V189H55ZM57 192H56V195L58 194ZM60 192H59V193H60ZM84 192H85V191H84ZM110 192H111V191H110ZM112 192H114V191H112ZM112 192H111V193H112ZM187 192H188V191H187ZM14 193H16V191H15ZM40 193H41V191H40ZM40 193L38 192V194H40ZM45 193H44V194H45ZM48 193H49V192H48ZM48 193H47V194H48ZM50 193H49V195L52 196V194H50ZM75 193H74V194H75ZM102 193H103V192H102ZM107 193H108V192H107ZM185 193H186V192H185ZM263 193H264V192H263ZM8 194H9V193H8ZM16 194H17V193H16ZM38 194H36V195L34 194V195L36 196V197H35L36 199H37V197H38ZM47 194H45L44 196H46ZM54 194H55V193H53V196H54ZM72 194H73V193H72ZM72 194H71V201H72V202H75V203L77 204V205H76L75 203H72V204H75V205H73V206H74V207H75V206H80V205H78V204H80V203H79V201L77 200V198H76V197L74 198V196H77V195H73V197H72ZM167 194H168V193H167ZM169 194H171V193H169ZM14 195H15V194H14ZM49 195H47V196H46L47 198L45 199V200H46L45 203H47V204L49 203V200H51V198H50L51 196L49 197ZM58 195H60V194H58ZM67 195H68V194H67ZM80 195H81V198H80V199L82 200V198H83L84 196L82 197V193H80ZM98 195H99V194H98ZM98 195L96 194L95 196L97 197ZM103 195H106V194L104 193ZM109 195H110V194H109ZM111 195H112V194H111ZM113 195H114V194H113ZM194 195H196V194H194ZM259 195H260V194H259ZM262 195H263V194H262ZM20 196H21V195H20ZM23 196H24V195H23ZM26 196H27V195H26ZM39 196H40V195H39ZM41 196H42V195H41ZM85 196H90V197H88V198H91V197H92V198L94 199V197H93V193H92V196H91V194L88 195V193H87V195H85ZM115 196H116V195H115ZM115 196H113V197L115 198ZM196 196H197V195H196ZM255 196H256V195H255ZM7 197H8V196H7ZM7 197H6V198H7ZM48 197H49V200H47ZM61 197H62V196H61ZM77 197H78V196H77ZM100 197H101V194H100ZM106 197H108V196L102 197V198H104V199H102V200H103V201H104V200L106 201V199H105ZM110 197H111L110 199H112V196H110ZM120 197H121V196H120ZM164 197H165V195H164ZM259 197H262V196L260 195ZM3 198H4V197H3ZM13 198H14V197H13ZM19 198H20V197H19ZM23 198H24V197H23ZM38 198H39V197H38ZM92 198H91V199H92ZM114 198H113V199H114ZM166 198H167V197H166ZM194 198H195V197H194ZM194 198H193V199H194ZM262 198H263V197H262ZM21 199H22V198H21ZM40 199L42 200V198H40ZM54 199H56V198H54ZM54 199L51 200V203H52V201H53L54 203L56 202V203H55L56 208H55L54 206L52 207V205H54L53 203H52V204L50 203V204H49V207H50V208L52 207V208L57 209V216H59L58 211H60V210H58L57 207H60V206H57V205H56L57 202H58V201H57L58 199H56V200H54ZM60 199H61V198H60ZM84 199H85V197L83 198V200H84ZM93 199H92V201H93ZM107 199H108V198H107ZM118 199H119V198H118ZM167 199H169V197H168ZM257 199H258V197H257ZM3 200H6V199H3ZM13 200H15V199H13ZM13 200H12V201H13ZM23 200H24V199H23ZM32 200H31V202H29L28 200L25 199V202L27 201V202H28V203L26 202L27 204L31 203L30 207L32 206V208H34V210L36 211V209H38V208H37V207L35 208V207H33V206H34V205H36V206L38 205L39 208H40L39 203H40L41 201L39 202V201L37 200V201H38V202L36 201L37 204L33 203L34 205H32ZM76 200H77V202H76ZM83 200L81 201V202H82L81 204H83V207L81 206L80 209H84V210L86 209V210H87V209H88V206H87V208H86V204H85L86 202L83 201ZM187 200H188V199H187ZM258 200H260V199H258ZM258 200H257V201H258ZM18 201H20V200H18ZM87 201H88V200H87ZM94 201H95V200H94ZM114 201H115V200H114ZM122 201H123V200H122ZM126 201H127V200H126ZM126 201H125V202H126ZM3 202H4V201H3ZM15 202H16V201H15ZM83 202H85V203H83ZM90 202H91V201H90ZM96 202H98V200H96ZM258 202H260V201H258ZM258 202H257V203H258ZM8 203H11V202L8 201ZM26 203L22 204V201H21L22 206H25ZM43 203H44V202H42V204H43ZM45 203H44V204H45ZM62 203H63V202H62ZM110 203H111V202H110ZM113 203H114V202H113ZM126 203H127V202H126ZM185 203H186V202H185ZM188 203H189V202H188ZM19 204H20V202H19ZM40 204H41V203H40ZM42 204H41V207H44V208L47 207L46 205L44 206V204H43V205H42ZM67 204H68V203H66V205H67ZM72 204H69V206L72 205ZM88 204H89V203H88ZM91 204H92V203H91ZM100 204H101V205H100ZM105 204H106V203H105ZM108 204H109V203H108ZM127 204H129V203H127ZM13 205H15V204H13ZM89 205H90V204H89ZM93 205H94V204H93ZM99 205H100V207L105 206V205H102V203H99ZM117 205H118V204H117ZM194 205H195V204H194ZM9 206H10V205H9ZM11 206H12V205H11ZM22 206H21V207H22ZM67 206H68V205H67ZM69 206H68V207H69ZM73 206H71V207H73ZM84 206H85V207H84ZM90 206H91V205H90ZM94 206H95V205H94ZM106 206H108V205H106ZM106 206H105V208H108V207H106ZM119 206H120V205H119ZM14 207H15V206H14ZM14 207H13V208H14ZM16 207H17V209H19L17 205H16ZM25 207H27V205H26ZM25 207H23V208H25ZM49 207H48V208H49ZM68 207H67V208H68ZM95 207H96V206H95ZM100 207H97V209L99 208V211L101 210ZM110 207H111V206H110ZM120 207H121V206H120ZM128 207H129V206H128ZM32 208H31V209H32ZM93 208H94V207H92V209H93ZM129 208H130V207H129ZM8 209H9V208H8ZM25 209H27V208H25ZM42 209H43V208H41V210H42ZM59 209H60V208H59ZM74 209H75V208H74ZM74 209L72 208L71 211H74ZM77 209H79V207L76 208V210H77ZM92 209H91V210H92ZM95 209H96V208H94L93 211H94ZM103 209H104V208H102V210H103ZM117 209L120 210V209H122V208L117 207ZM28 210H29V209H28ZM39 210H40V209H39ZM41 210H40V211H41ZM47 210H50V209H47V208H46L45 211H47ZM52 210H53V212L55 213L56 210H54V209H52ZM64 210H65V209H64ZM64 210H63V211H64ZM76 210H75V211H76ZM88 210H89V209H88ZM88 210H87V211H88ZM91 210H89V211L91 212ZM112 210H113V209H112ZM115 210H116V209H115ZM123 210H125V209L123 208ZM123 210L118 211V212H122ZM32 211H33V210H30V213H31ZM37 211H38V210H37ZM68 211H69V209H68ZM99 211H95V212H99ZM110 211H111V210H110ZM110 211H109V212H110ZM126 211L128 212V210H126ZM6 212H8V211H6ZM53 212H51V213H53ZM90 212H89V213H90ZM95 212H92V214L94 213V214L96 215ZM100 212H102V211H100ZM107 212H108V211H107ZM109 212H108V213H109ZM127 212H126V214H122L123 216L120 215V217L117 218V219L119 220V219H122V218H124V219L127 218V217H126V215H128ZM213 212H214V211H213ZM21 213H22V212H21ZM26 213H28V211L25 212V214H26ZM38 213H39V212H38ZM54 213H53V214H54ZM71 213H72V212H71ZM210 213H211V212H210ZM19 214H20V213H19ZM33 214H34V213H33ZM42 214H43V213H42ZM47 214H48V212L46 213V215H47ZM61 214H62V213L60 212V216H61ZM75 214H76V213H75ZM90 214H91V213H90ZM97 214H98V213H97ZM100 214H102V213H100ZM118 214H119V213H118ZM172 214H173V213H172ZM205 214H206V213H205ZM214 214H215V213H214ZM12 215H13V214H12ZM39 215H40V217H41V212H40ZM48 215H49V214H48ZM51 215H52V214H51ZM82 215H83V213L81 214L80 217H83V218H84V216H82ZM95 215H94V216H95ZM115 215H116V217L119 216V215L117 216V212H115L114 216H115ZM124 215H125V216H124ZM182 215H183V214H182ZM215 215H218V214H215ZM21 216H22V215H21ZM42 216H44V215H42ZM57 216H56V218L58 219ZM63 216H64V214H62V217H61V218H62L63 221H64ZM70 216H71V218H72L73 215L70 214ZM100 216H101V215H100ZM111 216H112V215H111ZM26 217H27V216H26ZM54 217H55V216H54ZM54 217H53V218H54ZM65 217H66V216H65ZM67 217H68V216H67ZM75 217H77V215H75ZM78 217H79V215H78ZM78 217H77V219H78ZM121 217H122V218H121ZM178 217H179V216H178ZM5 218H6V217H5ZM50 218H51V217L49 216L48 219H50ZM53 218H52V220H53ZM56 218L53 220L54 222L57 221ZM73 218H74V217H73ZM85 218H86V217H85ZM85 218H84V219H85ZM103 218H104V217H103ZM170 218H171V217H170ZM179 218H180V217H179ZM225 218H226V217H225ZM62 219H61V220H62ZM69 219H70V218H69ZM69 219H68V220H69ZM87 219H88V218H87ZM92 219H93V218H92ZM95 219H96V218H95ZM127 219H128V218H127ZM127 219H126V220H127ZM212 219H213V218H211V219L209 218V221H212V222H213ZM5 220H7V219H5ZM33 220H35V219H33ZM36 220H37V219H36ZM58 220H59V219H58ZM71 220H72V219H71ZM79 220H80V219H78V220L75 219V222L77 221V222H79V223H77V225H76V223H73V224H72L73 227L78 226V224H79V226L82 225L81 222H80ZM102 220H103V219H102ZM114 220H115V218H114ZM114 220H113V221H114ZM118 220L115 221V222H117V224L119 223ZM122 220H123V219H122ZM179 220H180V219H179ZM184 220H185V219H184ZM184 220H182V221H184ZM16 221H17V220H16ZM40 221H41V220H40ZM42 221H43V220H42ZM42 221H41V222H42ZM49 221H51V220H49ZM88 221H90V220H88ZM104 221H105V220H104ZM131 221H132V220H131ZM170 221H171V220H170ZM222 221H223V220H222ZM228 221H229V218H228ZM228 221H227V223H228ZM36 222H37V221H36ZM60 222H61V221H59V222L57 221L58 224H56V223H55V224H56V225H59ZM64 222H67V221H64ZM72 222H74V221H72ZM90 222L93 223L92 220H91ZM105 222H106V221H105ZM108 222H109V221H108ZM110 222H111V221H110ZM122 222H123V221H122ZM127 222H128V221H127ZM129 222H130V221H129ZM129 222H128V223H129ZM184 222H185V221H184ZM215 222H217V221H215ZM3 223H4V222H3ZM43 223H44V221H43ZM50 223H51V222H50ZM50 223H49V224H50ZM61 223H62V222H61ZM94 223H95V222H94ZM133 223H134V222H133ZM195 223H196V222H195ZM195 223H194V224H195ZM204 223H205V224H204ZM207 223H208V220H207ZM207 223L204 222V221H202V224L205 225L206 228L208 227V226L206 225ZM229 223H230V222H229ZM246 223H247V222H246ZM246 223H243V225H246ZM263 223H264V222H263ZM7 224H8V223H7ZM45 224H46V223H45ZM64 224H65V223H64ZM67 224H68V222H67ZM74 224H75V226H74ZM80 224H81V225H80ZM83 224H84V223H83ZM106 224H107V223H106ZM120 224H121V223H120ZM123 224H124V223H123ZM126 224H127V223H126ZM130 224H131V223H130ZM130 224H129V225H130ZM202 224H199V226L201 225L200 227H203ZM209 224L211 225V223H209ZM217 224L220 225V223H218V222H217ZM222 224H223V223H222ZM238 224H239V223H238ZM62 225H63V224H62ZM62 225H61V227H62ZM174 225H175V224H174ZM191 225H192V224H190V227L192 228ZM195 225H196V224H195ZM213 225H214V224H213ZM230 225H231V224H230ZM234 225H235V224H234ZM247 225H248V224H247ZM5 226H6V225H5ZM8 226H9V225H8ZM10 226H11V225H10ZM12 226H15V225L12 224ZM12 226H11V227H12ZM25 226H26V225H25ZM50 226H52V225H50ZM63 226H64V225H63ZM70 226H71V225H70ZM100 226H101V225H100ZM115 226H116V223H115ZM127 226H128V225H127ZM133 226H134V225H133ZM133 226H132V227H133ZM182 226H183V224L180 225L181 228H183ZM199 226H198V227H199ZM205 226H204V227H205ZM211 226H212V225H211ZM226 226H227V224L224 225V227H226ZM228 226H229V225H228ZM228 226H227V227H228ZM235 226H236V225H235ZM235 226H233V228H232V226H231L232 230L234 229ZM255 226H256V225H255ZM6 227H7V226H6ZM16 227H17V226H16ZM53 227H54V226H53ZM57 227H58V226H57ZM73 227H70V228H72V229H71V232L74 231V230H73ZM91 227H92V226H91ZM91 227H89V228H91ZM97 227H98V225H97ZM103 227H104V226H103ZM108 227H111V226L109 225ZM116 227H117V226H116ZM122 227L124 228V227H126V225H123ZM132 227H130V228L133 229L132 231H134L135 228H132ZM135 227H137V226H135ZM163 227H164V226H162V228H163ZM178 227H179V226L176 225V228H178ZM190 227H189V228L186 227V228H188V229L190 230ZM204 227H203V228H204ZM212 227H214V226H212ZM215 227H217L216 224H215ZM215 227H214L213 229H211V230H214ZM237 227H238V225H237ZM244 227H245V226H244ZM244 227H242V228H244ZM78 228H79V227L75 228V230H78ZM89 228H88V229H89ZM93 228H94V227H93ZM130 228H129V229H130ZM164 228H166V227H164ZM171 228H172V226H171ZM171 228H170V230H172ZM176 228H174V230H175ZM193 228H195V227H193ZM206 228H205V229H206ZM210 228H211V227H210ZM217 228H218V227H217ZM238 228H239V227H238ZM246 228H247V227H246ZM246 228H245V229H246ZM256 228H257V227H256ZM12 229H13V228H12ZM52 229H53V228H52ZM62 229H63V228H62ZM64 229H65L66 231H68V230H67V229H68V226H67V228H64ZM86 229H87V228H86ZM88 229H87V230H88ZM95 229H96V228H95ZM99 229H100L99 231H101L103 228H102V229L99 228ZM116 229L118 230V228H115V230H116ZM124 229H125V228H124ZM129 229H128V230L126 229L127 232L130 233V234L133 233L132 231L129 232V231H130ZM137 229H138V228H137ZM168 229H169V228H168ZM188 229H185V231H186V232H189V233L192 234V232H191L192 230L189 231ZM196 229H198V228H196ZM205 229H202V228H201V229H198V230L202 231V234H203V230H205ZM219 229H220V226H219ZM247 229H248V228H247ZM258 229H259V228H258ZM9 230H10V229H9ZM18 230H20V229H17V231H18ZM53 230H54V229H53ZM72 230H73V231H72ZM79 230H81V229L79 228ZM89 230H90V229H89ZM91 230H92V228H91ZM115 230H114V231H115ZM117 230H116V231H117ZM119 230H120V229H119ZM119 230H118V231H119ZM135 230H136V229H135ZM170 230H169V231H170ZM178 230H179V229H178ZM183 230H184V229H183ZM183 230L181 229V231H183ZM194 230H195V229H194ZM207 230H208V229H207ZM211 230H210V231L208 230L209 232H207V235H208L210 232L213 233V231H211ZM225 230H226V228H225ZM242 230H243V229L240 228V231H239L238 233H239V234H242V233H240ZM256 230H257V229H256ZM3 231H4V230H3ZM13 231H14V230H13ZM20 231H21V230H20ZM40 231H41V230H40ZM69 231H70V230H69ZM69 231H68V233H69ZM95 231H97V230H95ZM99 231H98V232H99ZM116 231H115V232H116ZM118 231H117V232H118ZM166 231H167V230H165V232H166ZM179 231H180V230H179ZM181 231H180V232H181ZM200 231L197 232V230H196L195 233L198 234ZM215 231H217V230H215ZM215 231H214V232H215ZM229 231H230V230H229ZM237 231H238V230L235 231L236 234H238ZM6 232H7V231H6ZM9 232H10V231H9ZM21 232H22V231H21ZM23 232H25V231H23ZM51 232H52V231H51ZM61 232L64 233L63 230L61 231V229H60V230H59V233H60V234L58 233L60 236H61ZM81 232H82V231H81ZM89 232H90V231H89ZM102 232H103V231H102ZM120 232H121V231H119L118 234H121ZM135 232L137 233L138 230L135 231ZM167 232H168V231H167ZM174 232H175V231H174ZM226 232H228V231L226 230ZM17 233H18V232H17ZM76 233H78V232L76 231ZM83 233H84V232H83ZM92 233H93V232H92ZM92 233H91V234H92ZM95 233H96V232H94L93 234L95 235ZM111 233H113V228H112ZM128 233H127L126 236H128ZM158 233H159V232H158ZM182 233L184 234V232H182ZM193 233H194V231H193ZM195 233H194L193 235H195ZM200 233H201V232H200ZM205 233H206V231H205ZM211 233H210V235H211ZM222 233H223V232H222ZM243 233H245V230L243 231ZM254 233H255V232H254ZM254 233H253V234H254ZM1 234H3V233H1ZM71 234H72V233H71ZM74 234H75V233H74ZM81 234H82V233H81ZM93 234H92V237L94 236ZM98 234H101V233L99 232ZM116 234H117V233H116ZM116 234L114 233V236H113V234H112V238H113V239H110L111 237H110V238L108 237L109 240H112V241H113L114 238H115V240H117V242H118V239L122 236V234H121V235H118V234H117V235H118V238H117ZM130 234H129V235H130ZM138 234H139V233H138ZM163 234H164V233H163ZM176 234H177V233H175V235H176ZM178 234H179V233H178ZM225 234H226V233H225ZM228 234H231V233H228ZM233 234H235V233H233ZM233 234H232V235H233ZM246 234H247V233H246ZM257 234H258V233H257ZM22 235H23V234H22ZM27 235H28V234H27ZM51 235H52V234H50L49 236H51ZM77 235H78V234H77ZM77 235L75 234V237H76ZM84 235H85V234H84ZM88 235H90V233H89ZM102 235H103V234H102ZM106 235H107V234H104V236H106ZM135 235H136V234H135ZM135 235H133V236H135ZM157 235H158V234H157ZM180 235H181V234H180ZM186 235H187V234H186ZM193 235H191L192 238H193ZM212 235H214V234H212ZM212 235H211V236H212ZM242 235H243V234H242ZM258 235H260V234H258ZM258 235H255V236H258ZM5 236H6V235H5ZM16 236H17V235H16ZM63 236L65 237L64 234H63ZM70 236H71V235H69L68 237L70 238ZM104 236H103V237H104ZM108 236H110V234H109ZM124 236H125V235H124ZM126 236H125V237H126ZM133 236H132V237H133ZM161 236H162V235H161ZM164 236H165V235H164ZM167 236H168V234H167ZM170 236H174V234L171 233ZM187 236H188V235H187ZM214 236H215V235H214ZM216 236H218V235H216ZM224 236H225V235H224ZM230 236H231V235H230ZM233 236H234V235H233ZM233 236H231V237H233ZM235 236H236V235H235ZM243 236H244V235H243ZM253 236H254V235H253ZM29 237H30V236H29ZM53 237H54V236H53ZM73 237H74V236H73ZM75 237H74V238H75ZM86 237H89V236H86ZM86 237H85V238H86ZM92 237H90V240L93 239ZM101 237H102V236H101ZM122 237H123V236H122ZM130 237H131V236H130ZM180 237H181V236H180ZM199 237H200V235H197V240H198ZM201 237H202V236H201ZM204 237H205V236H204ZM206 237H209L208 239H210V236H209V235L206 236ZM212 237H213V236H212ZM212 237H211V239H212ZM226 237H227V236H226ZM238 237H240V236H237L236 238H238ZM241 237H242V236H241ZM247 237H249V236H246V238H247ZM260 237H261V236H260ZM15 238H16V237H15ZM15 238H14V239H15ZM18 238H19V237H18ZM47 238H48V237H47ZM60 238H61V237H60ZM81 238H82V236H81ZM95 238H96V237H95ZM127 238H128V237H127ZM167 238H168V237H167ZM167 238H166V239H167ZM171 238H172V240L175 239V238H173V237H171ZM195 238H196V237H195ZM221 238H222V237H221ZM256 238H257V237H256ZM3 239H4V238H3ZM7 239H8V236H7ZM14 239H13V240H14ZM35 239H36V238H35ZM39 239H40V238H39ZM76 239H77V238H76ZM76 239H75V241H76ZM78 239H80V238L78 237ZM96 239H97V238H96ZM96 239H93L92 241H94V240H96ZM104 239H105V242H106V239H107V238L105 237ZM158 239H159V237H158ZM163 239H164V238H163ZM178 239H179V237H178ZM182 239H183V238H182ZM182 239H181V243H182ZM202 239H204V238H202ZM211 239H210V240H211ZM216 239H217V237H216ZM230 239H232V238H230ZM238 239H239V238H238ZM9 240H10V239H9ZM16 240H17V239H16ZM72 240H73L72 242H74V239H72ZM86 240H87V239H85V241H86ZM109 240H108L107 242L112 243V241H109ZM119 240H121V238H120ZM169 240H170V238H169ZM169 240H167V241L169 242ZM179 240H180V239H179ZM183 240L186 241V242H184L185 244L188 243L187 246H186V248H187L188 246L190 247V246L192 245L191 243H193V242H190V241L193 240V239L191 240V238H189L188 240H185V239H183ZM217 240H218V239H217ZM219 240H220V239H219ZM221 240H222V239H221ZM232 240H234V239H232ZM239 240H240V239H239ZM252 240H253V238H252ZM254 240H255V238H254ZM55 241H56V240H55ZM99 241H100V240H99ZM101 241H102V240H101ZM187 241H188V242H187ZM207 241H208V240H206V242H207ZM214 241H215V240H214ZM234 241H236V240H234ZM234 241H233V242H234ZM244 241H245V240H244ZM255 241H256V240H255ZM1 242H2V241H1ZM7 242H9V241H7ZM25 242H26V241H25ZM25 242H24V243H25ZM66 242H67V239H66ZM87 242H88V241H87ZM94 242H95V241H94ZM103 242H104V241H103ZM107 242H106L105 244H107ZM133 242H134V241H133ZM160 242H161V241H160ZM175 242H176V241H175ZM175 242H174V243H175ZM194 242H195V239H194ZM201 242H202V241H201ZM201 242L199 243V241H197L196 243H197V244L199 243V245H202V246H203V244H202ZM208 242H209V241H208ZM211 242H212V241H211ZM231 242H232V241H231ZM239 242H240V241H237V243H239ZM261 242H262V241H261ZM12 243H13V242H12ZM33 243H34V242H33ZM33 243H31V244H33ZM51 243H52V242H51ZM60 243H61V242H60ZM64 243H65V242H64ZM74 243H76V244H75V245H76V247H75L76 249H73V250L76 251L77 254H78V252H79L80 255H79L78 258H80V256L82 255L81 253L83 252V250L88 249L89 246L86 247V245L82 242L81 244H84V245H85V247H84V245H82V246H83L82 248H85V249L81 250L82 252H81V251H78V252H77V242H74ZM89 243H91V242H89ZM166 243H167V242H166ZM170 243H171V242H170ZM184 243H183V244H184ZM196 243H194L193 245H195ZM213 243H214V242H213ZM218 243L221 244V242H218ZM226 243H228V242L226 241ZM237 243H236V244H237ZM241 243H242V242H241ZM3 244H4V243H3ZM6 244H7V243H6ZM19 244H20V243H19ZM48 244H49V243H48ZM58 244H59V243H58ZM67 244H68V243H67ZM70 244H71V243H70ZM98 244H99V243L97 242V247L99 246ZM105 244H104V245H105ZM113 244H114V243H113ZM133 244H134V243H133ZM154 244H155V243H154ZM160 244H161V243H160ZM168 244H169V243H168ZM175 244H176V243H175ZM189 244H191V245H189ZM208 244H209V245H207V248H208V251H209V248H210V247H208V246H211L212 243H211V245H210V243H208ZM230 244H231V243H229V245H230ZM232 244H233V243H232ZM234 244H235V243H234ZM236 244H235V245H236ZM245 244H246V243H245ZM245 244L243 243L244 247H245ZM254 244H255V243H254ZM257 244H258V243H257ZM15 245H17V244H15ZM49 245H50V244H49ZM104 245H103V246H104ZM108 245H109V243H108ZM120 245H121V244H120ZM135 245H136V244H135ZM150 245H151V244H150ZM158 245H159V244H158ZM165 245H166V244H165ZM181 245H182V244H181ZM181 245H180V246H181ZM199 245H198V246H199ZM32 246H34V245H32ZM52 246H53V245H52ZM78 246H79V245H78ZM94 246H95L94 249H96L97 247H96L95 244H94ZM103 246H101V247L103 248ZM131 246H132V245H131ZM131 246H130V247H131ZM169 246H170V244H169ZM232 246H234V245H232ZM232 246H230V248L233 250V252H235L236 256H237V254L239 255V253L237 252V250L239 249V247H236V246H240V247H242V246L239 245V244H237L235 247L238 248V249H236V248H234V247H233V248H234V249H233ZM248 246H249V245H248ZM251 246H252V245H251ZM3 247L6 248L7 245L4 244ZM16 247H18V245H17ZM35 247H36V246H35ZM54 247H55V246H54ZM54 247H53V248H54ZM61 247H62V248H61ZM61 247H59V250H61V251H64V250H65V251H64L65 253H64V252H62V253H64V254H65V257H66V248L63 249L64 246H62V243H61ZM68 247H69V245H68ZM91 247H92V246H91ZM118 247H119V246H118ZM118 247H117V248H118ZM153 247H154V245H153ZM163 247H164V246H163ZM203 247H204V249H205L206 245L203 246ZM203 247H201V248H203ZM217 247L220 248V247H222V246H218V245H217ZM244 247H242V248L245 249ZM256 247H257V246H256ZM11 248H12V247H11ZM18 248H19V247H18ZM23 248H24V250H25V248H27V247H23ZM36 248H37V247H36ZM41 248H43V247H41ZM50 248H51V246H50ZM50 248H48L47 250H50V251H51V249H53V248H51V249H50ZM126 248H127V247H126ZM172 248H173V247H172ZM172 248L170 247V249H172ZM195 248H196V247H195ZM197 248H198V247H197ZM207 248H206V250H207ZM218 248L216 249V251L218 250ZM246 248H247V247H246ZM251 248H252V247H251ZM257 248H258V247H257ZM257 248H256V249H257ZM21 249H22V248H21ZM94 249L92 248V251H94ZM98 249H99V248H98ZM98 249H96V250L99 251ZM105 249H106V248H105ZM163 249H164V248H163ZM165 249H166V248H165ZM180 249H181V248H180ZM187 249H188V248H187ZM191 249H192V248H191ZM204 249H203V250H202V249H199V250L206 251V250H204ZM214 249H215V248H214ZM240 249H241V248H240ZM254 249H255V247H254ZM256 249H255V250H256ZM259 249H260V248H259ZM17 250H19V249H17ZM68 250H70V249H68ZM78 250H80V249H78ZM101 250H102V249H101ZM115 250H116V249H115ZM115 250H114V251H115ZM172 250H174V249H172ZM175 250H176V249H175ZM182 250H183V249H182ZM199 250H198V251H199ZM241 250H242V249H241ZM257 250H258V249H257ZM1 251H2V249H1ZM5 251H7V250L5 249V250H4V253H2L3 251H2L1 253H2V254H5ZM13 251H14V250H13ZM39 251H40V250H39ZM55 251H56V250H55ZM61 251H60V252H61ZM86 251H87V250H86ZM86 251H85V253H88L89 250H88L87 252H86ZM108 251H109V250H108ZM125 251H126V250H125ZM131 251H132V250H131ZM155 251H156V250H155ZM184 251H185V250H184ZM208 251H206V253H207L206 256H207L208 258H210V255H211V254H212V255H215V253H216V252L213 250L214 252L211 253V254L209 255L208 253H209L210 251H209V252H208ZM211 251H212V250H211ZM218 251H219V250H218ZM7 252H8V251H7ZM9 252H10V253H13V252H11V251H9ZM41 252H42V251H41ZM53 252H54V251H53ZM53 252H52V253H53ZM95 252H96V251H95ZM95 252H94V253H95ZM100 252H101V251H100ZM100 252H97L96 254H99ZM102 252H103V251H102ZM116 252H117V251H116ZM118 252H119V251H118ZM120 252H121V251H120ZM132 252H133V251H132ZM164 252H165V251H164ZM164 252H163V253H164ZM178 252H179V251H178ZM192 252H193V251H192ZM194 252H196V251H194ZM224 252H225V251H224ZM228 252H229V251H228ZM233 252H232V253H233ZM244 252H245V251H244ZM246 252H247V251H246ZM250 252H253V250L251 249ZM260 252H261V251H260ZM10 253H8L7 255H9ZM19 253H20V250L18 251L17 254H19ZM43 253H44V251H43ZM47 253H49V252H47ZM57 253H58V252H57ZM69 253H70V252H69ZM71 253H72V254H71L72 256H71V255H70V256L68 255L70 261H71L70 258L73 257V251H71ZM90 253H91V252H90ZM104 253H105V251H104ZM126 253H127V252H126ZM130 253H131V252H130ZM130 253H128L130 257L127 256V258H126V259H128L127 261H126V259H125V255H124V258H122L123 260L121 259L120 262L123 261V263H124V259H125L126 264H128V263L130 264V262H133V261L131 260V258H132V257H131L132 253H131V254H130ZM149 253H151V252H149ZM176 253H177V252H176ZM204 253H205V252H204ZM218 253H220V252H218ZM218 253H216V254H218ZM232 253H231V254H232ZM240 253H241L240 255H242V252H241V251H240ZM14 254L17 256L16 253H14ZM26 254H27V253H26ZM50 254H51V253H50ZM59 254H60V253H59ZM67 254H68V253H67ZM74 254H75V253H74ZM77 254H76V255H77ZM106 254H107V250H106L105 255H106ZM123 254H124V253H123ZM123 254H121V255H123ZM134 254H135V253L133 252V255H134ZM137 254H138V253H137ZM144 254H145V253H144ZM188 254H189V252H188ZM195 254H196V253H195ZM228 254H229V253H228ZM248 254H249V255H248L247 257H249V256L251 257L250 254H252V253H248ZM254 254H255V253H254ZM256 254H257V252H256ZM262 254H263V253H262ZM262 254H259V253H258L257 255L260 256V255H262ZM5 255H6V254H5ZM11 255H12V254H11ZM11 255H10V256H7V258L4 257V258H3V261H6V260H7V261H9L8 264H10V262L12 261V260H10V257H11L12 259H15V258H16V257L13 258L14 256H13V255L11 256ZM19 255L22 256L21 253H20ZM39 255H40V254H39ZM88 255H89V253H88ZM92 255H94V254H91V256H92ZM113 255H114V253H113ZM148 255H149V254H148ZM152 255H154V254H152ZM200 255H201V254H200ZM212 255H211V256H212ZM244 255H245V254H244ZM252 255H253V254H252ZM3 256H4V255H3ZM21 256H20V257L17 256L16 259H17V261H19V262L21 261L22 264H23V262H25V260L22 258V259H23V261H22V259H20ZM35 256H37V254H36ZM49 256H50V255H49ZM53 256H54V255H53ZM99 256H100V255H98V256H92V257H93V258H96V257L100 258V257H102L103 255L100 256V257H99ZM162 256H163V255H162ZM170 256H171V255H170ZM193 256H194V255H193ZM206 256H204V258H205ZM220 256H221V255H220ZM220 256H219V257H220ZM231 256H233V255H231ZM236 256H234V257L232 258V259L234 260L233 264H234V263L239 264L238 260H242L241 258H242L243 255L240 256L241 258H239V259H238V257H236ZM18 257H19V258H18ZM39 257H41V256H39ZM60 257H61V256H60ZM60 257H59V258H60ZM63 257H64V256L62 255V258H63ZM65 257H64V258H65ZM86 257H87V256H86ZM89 257H90V256H89ZM128 257L130 258L131 261H129V258H128ZM139 257H140V256H139ZM174 257H176V256H174ZM178 257H179V256H178ZM186 257H187V256H186ZM188 257H190V256H188ZM207 257H206V258H207ZM212 257H213V256H212ZM217 257H218V256L216 255V258H217ZM223 257H224V256H223ZM223 257H222V258H223ZM226 257H227V256H226ZM235 257H236V258H235ZM243 257H244V256H243ZM250 257H249V261L252 260V259H250ZM261 257H263V256H260V258L256 257L255 259H257V261L260 260V261L262 262L263 259H261ZM8 258H9V260H8ZM41 258H42V257H41ZM62 258H61V259H62ZM74 258H75V256L73 257V260H72V261L74 262V264H76L78 261L75 262V261H76L75 259H78V258H77V257H76L75 259H74ZM156 258H157V257H156ZM169 258H170V257H169ZM190 258H192V257H190ZM204 258L201 257V259H204ZM5 259H6V260H5ZM19 259H20V260H19ZM42 259H43V258H42ZM46 259H47V258H46ZM53 259H54V258H53ZM81 259H83V258L81 257ZM88 259H89V258H88ZM91 259H92V258H90V260H91ZM101 259H102V258H101ZM103 259H104V258H103ZM109 259H110V258H109ZM148 259H149V258H148ZM161 259H162V258H161ZM166 259H167V258H166ZM166 259H165L164 261H166ZM174 259H175V258H174ZM176 259H177V258H176ZM180 259H181V258H180ZM182 259H183V257H182ZM196 259H197V257H196ZM201 259H199V260H200V262H199L200 264H201ZM235 259H236V260H235ZM237 259H238V260H237ZM49 260H50V259H49ZM54 260H55V259H54ZM54 260H52V261H54ZM57 260H58V259H57ZM57 260H55L56 263L58 262ZM63 260H64V259H63ZM92 260H93V259H92ZM171 260H172V259H171ZM178 260H179V259H178ZM190 260H191V259H190ZM197 260H198V259H197ZM211 260H213V262H214V258H213V259L211 258ZM230 260H231V258H230ZM230 260H229V261H230ZM233 260H231V261H233ZM243 260H244V258H243ZM0 261H1V260H0ZM7 261H6V263H7ZM55 261H54V262H55ZM59 261H60V260H59ZM65 261H66V263H67L68 259L66 260V258H65ZM70 261H68V262H70ZM80 261H81V260H80ZM128 261H129V262H128ZM137 261H138V260H137ZM139 261H140V259H139ZM141 261H142V260H141ZM159 261H160V260H159ZM179 261H180V260H179ZM192 261H195V260H192ZM192 261H191V262H192ZM208 261H210V259H209ZM217 261H218V260H217ZM235 261H236V262H235ZM252 261L254 262V260H252ZM257 261L254 262V263H253V262H252V263L249 262V263H250V264H256ZM260 261H259V264L261 263ZM14 262H15V261H14ZM19 262H18V263H19ZM38 262H40V261H38ZM45 262H46V261H44L43 263L45 264ZM63 262H64V261H63ZM73 262H70L69 264H73ZM81 262H83V261H81ZM115 262H117V261L115 260ZM143 262H144V261H143ZM145 262H147V261H145ZM152 262H153V261H152ZM155 262H156V261H155ZM187 262H188V263H191V262H189L188 260H187ZM204 262H205V261H204ZM213 262H212V263H213ZM237 262H238V263H237ZM6 263H5V264H6ZM15 263H17V262H15ZM41 263H42V262H41ZM41 263H40V264H41ZM46 263L49 264L48 262H46ZM51 263H52V262H51ZM56 263H54V264H56ZM60 263H61V261H60ZM85 263H86V261H85ZM85 263H84V264H85ZM98 263H99V262H98ZM112 263H113V261H112ZM123 263H122V264H123ZM133 263H134V262H133ZM153 263H154V262H153ZM158 263H159V262H158ZM163 263H164V262H163ZM184 263H185V262H184ZM199 263H198V261H197V264H199ZM214 263H215V262H214ZM214 263H213V264H214ZM217 263H218V264H221V263L223 264L222 259H221L220 263H219V262H217ZM217 263H215V264H217ZM225 263L228 264V261L225 262ZM240 263H242V262L240 261ZM11 264H14L13 261H12ZM57 264H58V263H57ZM61 264H62V263H61ZM77 264H78V263H77ZM87 264H88V263H87ZM90 264H91V262H90ZM94 264H95V262H94ZM120 264H121V263H120ZM131 264H132V263H131ZM140 264H142V263H140ZM147 264H148V263H147ZM175 264H176V263H175ZM206 264H207V263H206ZM231 264H232V263H231ZM246 264H248V261H247ZM261 264H262V263H261ZM263 264H264V261H263Z\"/></svg>",
	"mask_w": 264,
	"mask_h": 264
}]
</instances>
